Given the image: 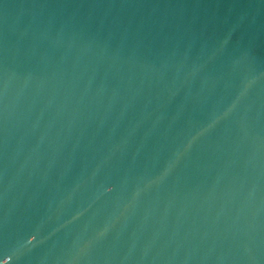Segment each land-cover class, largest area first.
<instances>
[{
    "label": "water",
    "instance_id": "95a60500",
    "mask_svg": "<svg viewBox=\"0 0 264 264\" xmlns=\"http://www.w3.org/2000/svg\"><path fill=\"white\" fill-rule=\"evenodd\" d=\"M0 264H264V0H0Z\"/></svg>",
    "mask_w": 264,
    "mask_h": 264
}]
</instances>
